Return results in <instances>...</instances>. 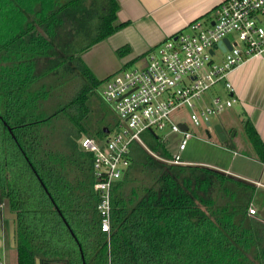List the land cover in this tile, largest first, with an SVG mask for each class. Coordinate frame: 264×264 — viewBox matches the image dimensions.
Instances as JSON below:
<instances>
[{
    "label": "trees",
    "instance_id": "16d2710c",
    "mask_svg": "<svg viewBox=\"0 0 264 264\" xmlns=\"http://www.w3.org/2000/svg\"><path fill=\"white\" fill-rule=\"evenodd\" d=\"M119 10L118 0H0V211L16 215L17 264H264L255 184L164 161L175 156L150 131L131 145L101 230L94 153L79 142L115 123L94 114L106 79L82 54L125 26ZM244 128L264 163L263 138L249 118Z\"/></svg>",
    "mask_w": 264,
    "mask_h": 264
},
{
    "label": "built area",
    "instance_id": "2783aa9c",
    "mask_svg": "<svg viewBox=\"0 0 264 264\" xmlns=\"http://www.w3.org/2000/svg\"><path fill=\"white\" fill-rule=\"evenodd\" d=\"M230 36L231 48L223 51L219 43ZM218 51L223 53L219 63L214 59ZM252 57L264 58V0H225L212 18L197 19L152 48L145 56L146 63L123 67L105 78L101 97L114 106L119 119L103 140L83 136L79 142L82 149L94 153L103 232L111 230V190L129 169L131 145H144V132L168 129L181 134L179 150L184 151L192 132L186 122L174 121L171 114L186 104L195 126L208 125L213 115L236 102L230 73ZM220 82L230 95H213L206 102V92ZM181 123L188 129L182 130ZM164 161L186 163L178 156ZM256 213L257 208L251 205L249 214ZM0 264H6L2 255Z\"/></svg>",
    "mask_w": 264,
    "mask_h": 264
},
{
    "label": "crops",
    "instance_id": "0c3cea01",
    "mask_svg": "<svg viewBox=\"0 0 264 264\" xmlns=\"http://www.w3.org/2000/svg\"><path fill=\"white\" fill-rule=\"evenodd\" d=\"M118 1L120 3L118 22L126 23L125 26H123L121 29H119L117 32L113 33L103 41L95 44L90 50L82 54L83 59L95 73L98 79L107 78L109 75L123 68L127 63L134 62L142 56L144 57L140 59L138 63L144 62L145 55L152 48L160 44L164 39L184 30L185 28H187V26H189L190 23L197 19L207 20L209 18H212L215 14L217 7L225 0ZM124 46H129L130 52L123 57H119L117 54V50ZM103 51L105 53H103ZM98 54L103 55L106 58H111L114 62L113 69L107 73L104 72L106 74L100 73L98 71L99 67L95 64V59ZM256 66H258L259 68L260 66L264 67L263 57H252L246 60L245 62L241 63L230 73L229 78L234 86V97L236 98V101L243 99L247 101L248 104V109H246V117L243 121V124H245V120L249 118L254 123L261 137L264 140V78H262L258 82H250L248 79V76L252 71L254 72ZM246 88L247 90H249L247 93ZM210 98H212V96ZM210 98L206 97L205 95L206 102H208ZM225 121L219 118V121L216 122V124H220L223 127L226 134L225 140L221 138L220 140L226 141L229 139L230 136L233 143L236 144L237 132L232 127L230 120L226 122ZM155 134L157 135V133ZM245 146H247L248 150L249 146L253 148L250 141L249 145ZM250 153L251 151L249 150V154ZM202 164L203 163H200V165ZM224 171H226V169ZM226 172L236 175L240 178L249 180L255 185L257 184L264 186V183L256 181V179H254L248 169L245 170L239 168L234 172H229V170H227ZM263 175L264 173L262 174V176ZM10 245L16 250L15 244L13 246L11 244V241ZM0 246H2L1 240ZM39 264L64 263L52 262Z\"/></svg>",
    "mask_w": 264,
    "mask_h": 264
},
{
    "label": "rangeland",
    "instance_id": "374dc122",
    "mask_svg": "<svg viewBox=\"0 0 264 264\" xmlns=\"http://www.w3.org/2000/svg\"><path fill=\"white\" fill-rule=\"evenodd\" d=\"M103 53L105 52L103 51ZM222 58L223 53L218 51L217 55L214 57L215 61L219 63L222 61ZM146 62L147 60L145 59L144 62H135L132 66H141ZM95 64L99 67L98 71L100 73H107L114 67V62L111 58H106L100 54L97 55ZM262 78H264V67L262 66H260V68L256 66L254 72L252 71L248 76L250 82H258ZM103 88L104 82L94 90V105L97 107V111L94 114L98 113L99 119L102 122H110L114 124L118 121L119 117L114 109V106L102 99L101 91ZM247 88L246 93L249 91ZM213 95H220L223 98H226L230 95V92L224 87V83L220 82L206 92V97L208 98ZM247 106V101L243 99L237 100L232 108L227 109L224 113L219 115H213L209 125L202 124L200 126H195L192 123L190 118V109L186 104L175 110L171 114V118L176 122H186L192 132V137L189 139L187 148L184 151L179 150V139L181 134L172 133L168 129L164 131H157V134L162 137L167 148L175 157L178 156L179 159L187 163H203L212 168H218L221 170L226 169V171L229 170V172H234L239 168L245 170L248 169L256 181L264 183V175L262 176L264 173V163L259 161L254 148L249 146V150L251 151L249 154V150L247 146H245L249 145V139L246 135L243 124L246 117V109H248ZM219 118L224 121H231L232 127L237 132L236 144L233 143L230 136L226 141L220 140V137L215 129V124L219 121ZM256 185L253 186L254 204H252V206L254 205L257 208L256 214L264 221V186ZM0 235V240L2 241V246H0V255H2L6 264H17L16 250L10 245L9 226L1 211Z\"/></svg>",
    "mask_w": 264,
    "mask_h": 264
},
{
    "label": "water",
    "instance_id": "95a60500",
    "mask_svg": "<svg viewBox=\"0 0 264 264\" xmlns=\"http://www.w3.org/2000/svg\"><path fill=\"white\" fill-rule=\"evenodd\" d=\"M212 24H214V22H212ZM232 39V36H230L229 38H227V39H224L222 42H224V44H222V42H220L219 43V46L222 48V50L223 51H225V49H226V47H229V48H231V45H230V40ZM212 53H213V50H212ZM210 123H208V125H209ZM180 127H181V129L182 130H187L188 129V125L186 124V123H181L180 124ZM215 129H216V132L218 133V135L220 136V138L221 139H223V140H225V138H226V134H225V131H224V129H223V127L220 125V124H216L215 125ZM106 133H109V130L107 129L106 130ZM209 134V133H208ZM209 136H210V134H209ZM203 165V164H202ZM212 168V167H211ZM212 169H215V170H217V171H219V172H221V173H226V174H228V175H230V176H232V177H234V178H236V179H239V180H242V181H244V182H248V183H252L251 181H249V180H246V179H243V178H240V177H238V176H236V175H233V174H231V173H228V172H226V171H224V170H221V169H218V168H212ZM4 217L5 218H7V219H9V230H10V241H11V244L14 246V241H15V235H14V228H15V226H14V222H13V219L16 217V215L15 214H11L10 213V211H9V209L8 208H5V210H4ZM72 232V231H71ZM72 234H73V232H72ZM74 235V234H73ZM85 264V263H84Z\"/></svg>",
    "mask_w": 264,
    "mask_h": 264
}]
</instances>
